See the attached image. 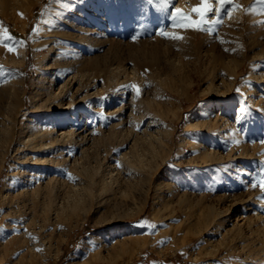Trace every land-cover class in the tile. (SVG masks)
Masks as SVG:
<instances>
[{
    "label": "rangeland",
    "instance_id": "rangeland-1",
    "mask_svg": "<svg viewBox=\"0 0 264 264\" xmlns=\"http://www.w3.org/2000/svg\"><path fill=\"white\" fill-rule=\"evenodd\" d=\"M34 1L0 0V233L5 190L33 158L80 159L87 173L50 171L56 196L22 234L40 246L14 264H264V192L251 187L264 162V4L233 0L209 33L172 27L146 0ZM52 70L63 74L50 89ZM72 128L88 130L85 145L32 148L33 133L48 145Z\"/></svg>",
    "mask_w": 264,
    "mask_h": 264
},
{
    "label": "bare ground",
    "instance_id": "bare-ground-1",
    "mask_svg": "<svg viewBox=\"0 0 264 264\" xmlns=\"http://www.w3.org/2000/svg\"><path fill=\"white\" fill-rule=\"evenodd\" d=\"M38 1L39 0H35L34 3L35 2L37 3ZM73 4H74L73 0H67L64 3L65 7H71ZM38 35H40V34H38ZM41 47H43V46L40 43V45L36 47V50L40 49ZM15 53H16V56L11 58V60H9V62L13 63L15 65L22 66V64L24 62V54H23V52L20 49L19 50L16 49ZM41 69L42 68H40V65L36 69V75L38 76L36 78V87H37L36 89H37V91H40V92H41V90H40L41 86H43V82H44V78H43L42 73H41L43 69L42 70ZM47 74H48L47 83H48L49 88L51 89V88H53V86H55V83H58L57 74H61V76H62L63 73H59L58 70L57 71L56 70H52V71L48 72ZM72 80H73V78H72ZM39 87H40V89H39ZM59 94H61V92L55 90V91H52L50 95H51L52 98H56V97H58ZM71 103H72V101L69 102V105L67 107H63L62 105H60L59 107L62 110H66L71 105ZM48 108H50V107H47V105H43L42 106L43 110H46ZM74 116H75V113H74ZM79 120H80V122L85 121L86 122L85 125H87L89 127H90V124H92V123H90L89 118L85 117V113L82 114V116H81V118ZM76 130L74 128H72L69 131L70 134L66 135L65 133H61V135H58V136L56 135L54 140H53V143L48 144V145L43 141V138H44L43 132H42V134L40 132L39 133H33L32 132L33 133V135L31 136L32 137L31 138L32 139V143H33L32 148L36 147V146L41 148V147H43L45 145L49 146V147L52 146L51 148L54 147L53 148L54 150L52 149L54 152H60L61 153L63 151L61 146H64V145L68 144L69 145V150L73 151L74 148L76 147V145H85L88 142V137H87V135L89 134L88 130L86 131L85 129L84 130L82 129L83 131L80 132V133H78ZM86 132H88L87 135H86ZM32 133L30 132V134H32ZM51 133L53 134V132H51ZM30 134H29V136H30ZM29 148H31V147H29ZM45 151H47V150H45ZM49 152H51V151L49 150ZM66 152H65V154H66ZM63 153H64V151H63ZM35 154L37 155V153H35ZM52 154H54V153H52ZM47 155H49V154L47 153ZM24 156L26 157V155H24ZM29 156H31V155H29ZM29 156H28V159H29ZM42 156L43 155H41V157ZM37 157L38 156L33 158V164L35 165V168H33V171H30V173H29V171L26 172V173L24 172L22 174V176L20 178H18V180L14 184L12 183L13 186L12 187L10 186L11 188L9 190H7V191L5 190L6 194L4 195V197H3L4 199L3 200H4V204L6 205L5 206L6 207V209H5L6 213L4 214V222L2 223V231L0 233V264H14L15 262L21 261V260H23L26 257V255H25L26 251H28L29 253L34 251V253H35V250L37 251L36 247L40 246V243H39V245L37 243L30 245L28 242L31 239L28 240L27 237L25 235H22V234L26 233L24 228L33 225L32 220L34 219V214L37 211V209L40 206H42V204L44 205V200H45L44 198H47L48 200H51L52 197L55 198V196H56V193H55L56 189H55V191L54 190L52 191V189L48 186V184L51 183L52 178H51V180H47V182L44 183V179L48 178V174L50 173V171L53 170L56 174H59L60 172L63 171V169H65L64 171L67 174V178L71 179V178L74 177L73 176V172L77 171L75 165L76 164H80L81 165V169H82L81 172L83 174L87 173L86 166H84V164H82L83 161L80 160V159H78L77 161L75 160V161H73V163H71V162H68L69 161L68 158L65 159L64 157H62V159H60V161L58 163V161H56V160H54L52 158H50L51 160H48L49 158L46 159L44 157L43 158H37ZM56 165H58V167H55ZM25 171H26V169H25ZM32 172H34V173H32ZM51 174H52V172H51ZM35 177H37V179H38L37 182L42 181V184L39 185L37 188H34L32 183H31L32 180ZM57 181L55 180L54 183L57 184ZM10 183H11V181H10ZM63 184H66V183H63ZM58 192H57V195L59 194ZM0 198H1V196H0ZM53 205L55 206L54 201H53ZM56 206H57V204H56ZM48 207H49V205H48ZM49 209H52V208H49ZM43 211L44 210L42 209V212ZM48 211H50V210H48ZM54 213H55V211H54ZM54 213H53V215H55ZM60 214H61V212H60ZM57 215H59V214L57 213ZM39 217H40V214H39ZM45 219L46 218L43 219V222H44ZM50 225H52V224H50ZM42 228H43V226H42ZM27 230L32 232L34 229L33 230L27 229ZM45 230H43V231H45ZM33 234H36V233H33ZM46 234H49V233H46ZM31 235H29V236H31ZM37 238L38 237H35V240ZM88 238H89V236H88ZM41 246H42V244H41ZM43 246H44V244H43ZM80 246H82V245H80ZM39 251H40V249H39ZM30 256H32V255H30ZM23 262H24V260H23Z\"/></svg>",
    "mask_w": 264,
    "mask_h": 264
},
{
    "label": "snow or ice",
    "instance_id": "snow-or-ice-1",
    "mask_svg": "<svg viewBox=\"0 0 264 264\" xmlns=\"http://www.w3.org/2000/svg\"><path fill=\"white\" fill-rule=\"evenodd\" d=\"M149 5H154L157 10L161 12H169L168 19L170 20L171 26L175 28H180L183 30H193V31H206L211 33L214 30V27L222 23L221 13L224 12L228 18H231L232 11L240 6L233 3V0H199V4L191 9L190 13H182L181 9L175 8L169 11L170 6L174 3V0H146ZM256 4H264V0H255ZM232 5L231 8L225 10V5ZM248 11V10H245ZM214 17V18H212ZM2 28V25H0ZM34 32L38 31L37 28L33 29ZM157 35L171 38L174 40L182 39L180 35L173 34L170 37L168 34L159 30L156 33ZM136 37L134 36L133 39ZM5 39L12 40L11 36L5 37ZM3 41L0 40V43ZM16 46H23L24 41H15ZM7 51H14L13 46L5 45ZM2 67V66H0ZM125 87H130L135 90L137 96L140 94V89L136 85H127ZM243 111V110H241ZM238 143V141H237ZM264 143V140L260 141ZM251 182V187L255 189L257 186L260 187L261 191L264 192V162L261 163L259 178L253 177ZM264 198V197H262ZM140 227H145L144 223L139 225ZM152 227H155L154 225ZM39 250V249H38Z\"/></svg>",
    "mask_w": 264,
    "mask_h": 264
}]
</instances>
